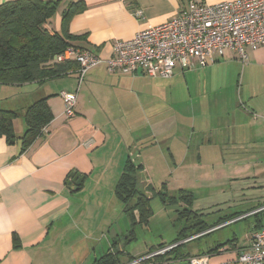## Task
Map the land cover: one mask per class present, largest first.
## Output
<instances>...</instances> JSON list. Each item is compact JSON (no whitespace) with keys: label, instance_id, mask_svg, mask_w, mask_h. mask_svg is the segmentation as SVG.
Segmentation results:
<instances>
[{"label":"crops","instance_id":"obj_1","mask_svg":"<svg viewBox=\"0 0 264 264\" xmlns=\"http://www.w3.org/2000/svg\"><path fill=\"white\" fill-rule=\"evenodd\" d=\"M77 2L85 8L68 22L70 45L102 61L87 69L80 83L76 71L41 83H0V110L16 113L15 138L0 134V264H92L115 250L110 240L117 245L126 242L131 220L114 187L127 159L141 166V191L148 193L150 184H164L173 195L186 190L194 197L193 208L196 189L212 196L230 185L237 196L244 191L233 189V182L256 172L248 173L249 161L238 159L264 148V137L258 135L264 134V47L247 48L243 60L226 50L222 56L215 54L213 64L176 68L168 78L110 72L105 60L115 40L130 39L140 29L172 19L188 0H59L47 28L60 32L62 13ZM136 10L141 16L134 14ZM61 92L77 94L71 117L64 115ZM43 96H48L53 118L43 133L24 145V112ZM72 173L82 178L77 189ZM252 202L256 204L246 211L231 213L255 212L264 204ZM178 208L174 227H181L175 221ZM231 213L202 219L212 224ZM152 216L153 211L146 224L134 225L133 239ZM256 222L255 218L251 234ZM259 223L264 226V219ZM206 237L181 251L196 255L218 244L206 245ZM236 237L233 233L231 239ZM248 244L225 245L208 254L209 264H234ZM157 247L138 259L129 253L119 264H188L187 257L174 259L172 254L138 261Z\"/></svg>","mask_w":264,"mask_h":264},{"label":"trees","instance_id":"obj_2","mask_svg":"<svg viewBox=\"0 0 264 264\" xmlns=\"http://www.w3.org/2000/svg\"><path fill=\"white\" fill-rule=\"evenodd\" d=\"M58 4L59 0H8L0 3V83H41L77 70L76 62H57L54 58L71 46V35L67 31L68 22L74 14L82 11L85 5L82 2L69 4L62 13L61 31L54 32L50 31L46 24L54 15ZM47 99L48 96L38 97L25 110L23 118L26 130L22 136L24 145L43 133V128L52 120L53 115ZM15 117L16 113L13 111L0 110V134L5 135L7 140L15 138L12 125ZM140 169V165H135L127 159L114 187L116 198L123 204V211L131 220L127 241L134 238V225L148 222L152 215L150 201L153 197H158L166 205L179 207L175 211V221L181 225L176 238L168 245L160 244L155 251L173 245L171 248L146 258L144 261L161 260L170 254L174 259L186 257L188 259L195 255L183 253L181 250L191 241L209 236L214 231L249 216L257 219L254 229L264 227L259 223L264 219V209L249 214L246 212L231 213L210 224L202 219L204 214L201 211L192 208L194 197L189 191L181 189L175 195L169 194L164 184L159 187L150 184L146 188L148 193L141 191L138 188L137 177ZM201 232L204 233L192 237ZM233 241L235 238L227 239L207 252L196 255L217 252ZM117 253L116 251L106 252L92 264H119ZM131 259L133 258L129 257V260Z\"/></svg>","mask_w":264,"mask_h":264},{"label":"built area","instance_id":"obj_3","mask_svg":"<svg viewBox=\"0 0 264 264\" xmlns=\"http://www.w3.org/2000/svg\"><path fill=\"white\" fill-rule=\"evenodd\" d=\"M134 14L139 17L141 11L136 10ZM260 47H264V0H226L215 4L188 0L172 19L140 29L130 39L115 40L112 54L105 63L110 72H140L149 77L168 78L176 68L185 71L213 64L215 54L222 56L226 50L235 51L243 60L247 48ZM54 59L76 62L79 83L87 69L102 61L93 52L74 46H68ZM60 96L64 115L73 116L76 92H61ZM172 246L138 261L163 253ZM208 263L209 257L205 254L188 258V264ZM234 264H264V227L253 231L249 244L236 255Z\"/></svg>","mask_w":264,"mask_h":264},{"label":"rangeland","instance_id":"obj_4","mask_svg":"<svg viewBox=\"0 0 264 264\" xmlns=\"http://www.w3.org/2000/svg\"><path fill=\"white\" fill-rule=\"evenodd\" d=\"M258 135L264 137V134ZM251 151L252 156L250 157L248 154ZM249 153L245 155V158L241 157L238 161L246 159V161H249L246 167L248 173L253 172V170L256 173H252L253 176L250 175L248 178L236 180L237 183L235 181L233 182V189L234 187L235 189L236 187L244 188V191L239 192L238 196L236 190L234 192L233 190L231 191V185L226 186L227 183H225L226 187L221 188L222 192H215L213 196L211 192L208 194L204 190L199 191L196 189V200L193 208L201 209V212L205 214L203 216L206 221L214 220L233 211H246L252 204H256V202H252L256 201V199L258 201H264V148H254L253 150H249ZM223 168L225 169L224 166ZM253 185H257V187H252ZM250 186L251 188H249ZM232 193H235L236 196H232ZM253 197L257 198L254 199ZM243 198H245L244 202L249 201L251 203L242 204ZM150 207L153 211V216L147 226L144 225L138 230L136 239L126 242L122 240V243L119 245L113 243L114 240H110L111 245L115 247L113 251L118 252L120 262L124 258L127 259L129 253L136 255L133 256L135 259H138L148 249L155 248L159 244L168 245L176 237L179 226H173L172 217L174 216V209L177 207L171 205L165 207L157 198L151 200ZM254 219V216L240 219L227 225V227L225 226L214 231L210 236L206 237L207 240L203 241L207 243L206 245L211 246L223 242L226 238H231L233 233H235L237 236L235 242L238 245L247 244L250 240Z\"/></svg>","mask_w":264,"mask_h":264},{"label":"water","instance_id":"obj_5","mask_svg":"<svg viewBox=\"0 0 264 264\" xmlns=\"http://www.w3.org/2000/svg\"><path fill=\"white\" fill-rule=\"evenodd\" d=\"M71 177H72V181H73V185H74L73 189H77L81 183L82 178L76 173H72Z\"/></svg>","mask_w":264,"mask_h":264}]
</instances>
